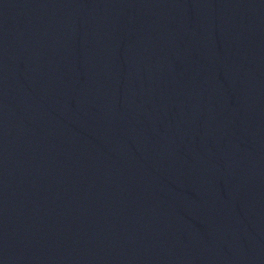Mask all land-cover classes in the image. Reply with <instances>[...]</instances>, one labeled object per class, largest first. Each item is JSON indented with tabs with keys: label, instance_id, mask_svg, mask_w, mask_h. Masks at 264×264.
<instances>
[{
	"label": "water",
	"instance_id": "1",
	"mask_svg": "<svg viewBox=\"0 0 264 264\" xmlns=\"http://www.w3.org/2000/svg\"><path fill=\"white\" fill-rule=\"evenodd\" d=\"M0 264H264V0H0Z\"/></svg>",
	"mask_w": 264,
	"mask_h": 264
}]
</instances>
